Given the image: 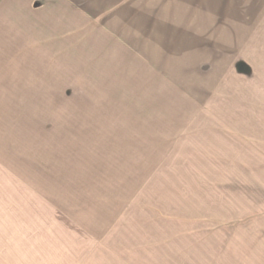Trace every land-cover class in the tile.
<instances>
[{"label": "crops", "instance_id": "obj_1", "mask_svg": "<svg viewBox=\"0 0 264 264\" xmlns=\"http://www.w3.org/2000/svg\"><path fill=\"white\" fill-rule=\"evenodd\" d=\"M25 127L47 159L0 164V264L181 263L239 228L223 264H264V0H0V141Z\"/></svg>", "mask_w": 264, "mask_h": 264}, {"label": "rangeland", "instance_id": "obj_2", "mask_svg": "<svg viewBox=\"0 0 264 264\" xmlns=\"http://www.w3.org/2000/svg\"><path fill=\"white\" fill-rule=\"evenodd\" d=\"M58 64V63H57ZM79 68L78 66L74 67L72 65V69H77ZM62 69V68H61ZM57 97L60 98V102H69L71 101L72 103H74L76 101V97L74 95H71L69 97H66V95L64 94H57ZM47 111H40V116L41 118L43 117L42 115L44 113H46ZM32 127H25V131L23 132L24 135V140L23 141H19L17 143H13L10 144L9 141H0V164L2 165H6L8 166V171H21L19 169H22L23 171H21V173H17V176L19 178H27L28 176H30L29 173L26 172V167L28 166H32L35 165L34 161H33V147L36 150V157L38 156L37 151H39L42 154V150L44 148H41L42 143L38 142H32V141H28L26 138V134L31 135L32 131L31 129ZM35 132V130H34ZM39 133H40V138L45 139L44 135L46 136L48 133V130L46 128V126H40L39 127ZM43 135V136H42ZM17 144L19 147H21L19 154L17 151ZM24 151V152H23ZM44 149L43 152L45 153V155H43V158L47 159V151ZM1 167V165H0ZM25 171V172H24ZM10 177H13L12 174L9 173V182H11L12 180L10 179ZM3 178V177H2ZM0 203L2 205H4V201L3 198L0 199ZM3 216H5V213H1L0 212V217L2 218ZM0 228L5 229L4 226L1 227V220H0ZM247 229L248 231H251L252 229L256 228V222L253 221L251 223H247V225H245L244 227ZM233 233V237L231 239H226V244H228L230 247L227 248V252L223 253H215L216 250H221L223 251L224 249V244H225V240L224 238H219L216 239V244H214V247H210L209 245H211V242H213V239H188L185 238L183 239V261L181 263L177 262V261H173V264H223L225 261H227V257L228 260H234L231 259V255L232 254H227L229 251H234L235 248L234 247H238L241 245V242H243V240L240 238L241 234L246 233L244 230H241L240 228L235 231L232 232ZM197 240L198 244V248L194 249V250H199L196 253H192V252H188L190 251V249H188V247L192 244V241H194L195 245V241ZM247 242H251L250 239L247 240ZM179 244V243H178ZM209 249V251H208ZM211 249H214V251H211ZM208 251V252H206ZM236 256H238V254H236Z\"/></svg>", "mask_w": 264, "mask_h": 264}]
</instances>
